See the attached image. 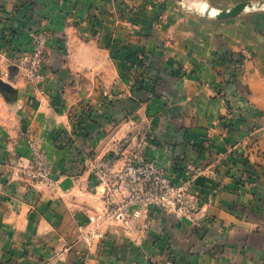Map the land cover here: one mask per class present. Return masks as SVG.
I'll return each mask as SVG.
<instances>
[{
	"label": "crops",
	"instance_id": "1",
	"mask_svg": "<svg viewBox=\"0 0 264 264\" xmlns=\"http://www.w3.org/2000/svg\"><path fill=\"white\" fill-rule=\"evenodd\" d=\"M1 1L9 12L16 3ZM124 1L150 15H163L151 37L147 29L128 31L139 39L133 42L135 52L140 51L136 46L140 43L143 52L159 56L162 68L187 71L166 82L168 88H174L169 93L174 102L158 113L155 131L161 143L151 153L167 168L183 156L207 166L190 188L197 198L198 226L165 217L157 224L132 229L105 226L111 236L87 242L89 216L102 213L106 206L105 183L99 166L95 167L101 161L89 160L83 153L68 157L74 144L57 148L49 135L55 123H63V117L50 116L48 109L40 113L38 106L37 127L40 119L52 118L41 148L66 174L56 176L57 190L51 188L40 203L31 201L34 195L27 198L29 203L16 201V191L10 200V194L0 189V264H161L168 250L180 261L189 253L192 264H264V0H189L190 14L177 0H170L164 12L160 11L164 0H82V12L91 3L116 12ZM105 12H100L101 17ZM13 18L21 20L20 15ZM114 21L110 29L116 33ZM18 24L11 21L13 27ZM83 30L70 47L73 70L129 69L130 63L120 68L112 62L91 60L87 50L99 55L96 52L101 46L91 38L96 31L87 35ZM3 35L10 37L8 30ZM166 36L175 37L173 47L158 51L153 37ZM0 52L7 53L2 42ZM224 56L228 58L221 60ZM236 62H240V70ZM3 70L0 64V74ZM219 86L223 87L221 95ZM6 117L0 109V118ZM110 129L109 138L101 144L111 140L112 145L120 135L136 132L130 121ZM16 150L21 151L19 159L26 155L23 144ZM122 166L115 161L112 173ZM125 195L126 191L121 192L117 198L125 200Z\"/></svg>",
	"mask_w": 264,
	"mask_h": 264
},
{
	"label": "rangeland",
	"instance_id": "2",
	"mask_svg": "<svg viewBox=\"0 0 264 264\" xmlns=\"http://www.w3.org/2000/svg\"><path fill=\"white\" fill-rule=\"evenodd\" d=\"M15 1L9 12L0 0V43L7 47L5 55L0 52V64L4 67L0 74V109L7 116L5 120L0 118V189L10 194V200L14 199L12 193L16 191L19 195L15 197L16 201L29 203L27 198L34 195L31 201L40 203L51 188L56 189V176L66 174L41 148L40 142L49 133L47 129L52 125V118L48 116L44 120L40 119L37 127L34 116L38 106L40 113L48 109L50 116L55 114V117H63V123L65 120L64 124L58 126L55 123L49 138L55 139L57 148L74 144L68 157H78L83 153L89 160H100L101 163L95 164L99 169L107 162H112V165L115 161L122 162L121 169L114 173L123 170L129 160L140 166L152 161L170 175L176 186H186L187 195L194 196L190 192L198 178L191 182L194 169H205L207 166L197 164L190 156H183L177 158L171 168H167L151 153L161 143L155 131L158 113L167 110L174 102L169 94H173L174 88L169 89L166 82L176 78V75H186L187 71L181 69L175 72L162 68L158 65L159 56L143 52L140 43H136L140 51L135 52L133 42L139 39L133 38L134 33H128L139 28L147 29L151 37L160 26L163 15H150L144 8L127 1L120 2L116 12L106 11L104 6L93 3L86 8L87 12H82V0ZM169 1L161 3V12L168 9ZM177 4L190 14L189 0H177ZM101 11H106V16L101 17ZM12 14L20 15L21 20L14 19ZM13 20L19 22V27L11 25ZM112 20H115V31L120 33L119 36L110 29ZM132 25H135V29ZM82 27L84 32L88 31L87 35H90V31H96L91 38L101 46L100 52H96L99 55L87 50L91 60L97 58V63L105 64L112 62L119 64L120 68L130 63L129 69L106 68L98 72L73 70L71 62L74 55L70 47L72 49L74 42L79 41ZM6 30L10 37L3 38ZM153 39L157 42L158 51L166 46L173 47L175 42L174 36ZM226 58L224 56L221 60ZM236 64L240 70V62ZM238 70L233 74L234 77ZM222 90L223 87L219 86L217 93L221 95ZM126 121L133 123L136 132L120 135L118 139L112 140V145L111 140L101 144L102 140L109 138L111 127L115 128ZM20 144L24 145L26 155L23 157L27 160H22L23 157L19 159L21 151L16 148ZM124 191L129 195V184L122 185ZM117 199L120 201L119 197ZM187 204L190 207V197L187 198ZM197 207L198 203L192 211L190 209V212L179 214H158L153 209L144 208L140 219L133 223L137 228L147 226L150 222L152 225L157 224L158 219L167 217L188 220L197 227ZM106 226L118 227V224L114 221ZM170 234L174 236L172 231ZM109 236L111 231L106 232L105 238ZM164 256L166 260L161 264H192L188 261L190 256L187 252L183 261L169 250Z\"/></svg>",
	"mask_w": 264,
	"mask_h": 264
},
{
	"label": "built area",
	"instance_id": "3",
	"mask_svg": "<svg viewBox=\"0 0 264 264\" xmlns=\"http://www.w3.org/2000/svg\"><path fill=\"white\" fill-rule=\"evenodd\" d=\"M205 172V169L196 167L191 182ZM99 173L105 183L103 195L106 206L102 213L89 216V224L85 227L88 230L84 235L87 242L94 238L104 240V227L110 222L115 221L120 227L132 229L136 226L133 221L140 219L144 208L153 209L158 214H179L192 211L197 204L195 196L187 195L186 186H176L170 175L152 161L140 166L129 160L117 173H112V162H107L101 166ZM124 183L129 184L130 192L125 200L119 201L117 196L121 194Z\"/></svg>",
	"mask_w": 264,
	"mask_h": 264
},
{
	"label": "clouds",
	"instance_id": "4",
	"mask_svg": "<svg viewBox=\"0 0 264 264\" xmlns=\"http://www.w3.org/2000/svg\"><path fill=\"white\" fill-rule=\"evenodd\" d=\"M204 6L206 7V4Z\"/></svg>",
	"mask_w": 264,
	"mask_h": 264
}]
</instances>
